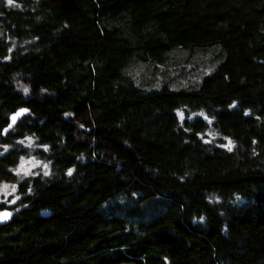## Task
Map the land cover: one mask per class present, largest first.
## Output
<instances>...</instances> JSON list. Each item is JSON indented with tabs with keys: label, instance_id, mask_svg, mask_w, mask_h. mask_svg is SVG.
<instances>
[{
	"label": "trees",
	"instance_id": "1",
	"mask_svg": "<svg viewBox=\"0 0 264 264\" xmlns=\"http://www.w3.org/2000/svg\"><path fill=\"white\" fill-rule=\"evenodd\" d=\"M178 50L219 63L177 91L126 74ZM24 136L49 170L0 205V264H264V0H0V144Z\"/></svg>",
	"mask_w": 264,
	"mask_h": 264
},
{
	"label": "rangeland",
	"instance_id": "2",
	"mask_svg": "<svg viewBox=\"0 0 264 264\" xmlns=\"http://www.w3.org/2000/svg\"><path fill=\"white\" fill-rule=\"evenodd\" d=\"M218 63L219 61L212 64L209 56L201 54V52L188 53V51L178 50L171 52L162 66L154 67L135 63L131 65L126 74L138 86L146 90L160 89L166 85L170 90L177 91L199 84L206 75L213 72ZM197 115L206 122H210L203 114ZM194 116L195 114H192L190 118L192 119ZM180 119H184L183 114H180ZM205 135L207 142L217 139V135L212 131ZM232 144L231 140L223 138L222 145L224 147L230 149ZM13 147L18 148L21 153L11 168L17 179L12 182L0 183V205L6 206V208L15 205L18 201L17 184L20 181L25 178L46 176L49 170L48 163L41 161L37 155L38 151H45L46 148L39 145L34 137L24 136L13 139L8 145L0 144V155H5Z\"/></svg>",
	"mask_w": 264,
	"mask_h": 264
},
{
	"label": "water",
	"instance_id": "3",
	"mask_svg": "<svg viewBox=\"0 0 264 264\" xmlns=\"http://www.w3.org/2000/svg\"><path fill=\"white\" fill-rule=\"evenodd\" d=\"M28 110L25 108L18 109L17 111L13 112L9 118H8V123L7 126L3 129L2 134L3 136L7 135L19 122V120L22 118L23 115L27 114ZM15 117V119H13ZM10 213V215L7 218H4L3 216H0V225H4L7 223L13 216L11 210L9 209H0V213ZM43 216H47L48 212H43Z\"/></svg>",
	"mask_w": 264,
	"mask_h": 264
},
{
	"label": "snow or ice",
	"instance_id": "4",
	"mask_svg": "<svg viewBox=\"0 0 264 264\" xmlns=\"http://www.w3.org/2000/svg\"><path fill=\"white\" fill-rule=\"evenodd\" d=\"M9 4L12 3V0H8ZM15 119V117L13 118ZM10 215V213L4 212V213H0V216H3L4 218H7Z\"/></svg>",
	"mask_w": 264,
	"mask_h": 264
}]
</instances>
